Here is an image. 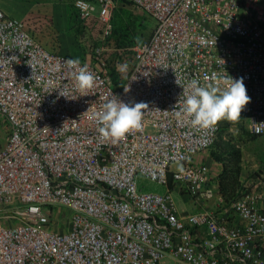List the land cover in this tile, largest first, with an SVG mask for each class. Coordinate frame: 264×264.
I'll return each instance as SVG.
<instances>
[{"label": "built area", "instance_id": "obj_1", "mask_svg": "<svg viewBox=\"0 0 264 264\" xmlns=\"http://www.w3.org/2000/svg\"><path fill=\"white\" fill-rule=\"evenodd\" d=\"M127 1L156 26L117 87L93 63L126 50L108 43L113 0L74 2L101 25L93 62L49 51L0 9V219L20 218L0 224V264H264V174L227 203L198 159L226 117L264 135V0Z\"/></svg>", "mask_w": 264, "mask_h": 264}, {"label": "rangeland", "instance_id": "obj_2", "mask_svg": "<svg viewBox=\"0 0 264 264\" xmlns=\"http://www.w3.org/2000/svg\"><path fill=\"white\" fill-rule=\"evenodd\" d=\"M114 1L113 16L117 15L123 25L134 23L135 30H140L142 17H147L144 12L134 6H121L117 0ZM75 0H0V9L7 12L11 17L22 20L26 23L28 30L46 49L49 51L72 57L77 60L93 62L94 48L99 45L101 25L96 20L90 21L89 25H83L78 17L74 7ZM99 10L94 14L98 15ZM6 14V13H5ZM87 27V29H86ZM154 22L149 19L148 32H151ZM149 38V37H148ZM148 38H144L148 40ZM116 48V46H114ZM117 56L116 52H105L102 61L93 63L99 68L104 67L111 70L110 62ZM121 76H125L131 67L130 60L122 64ZM231 117L221 120V139L229 141L237 138L243 145L240 149L241 154V174L243 179L249 174H264V135L257 140H251L247 134L240 130H230V124H233ZM7 131L0 129V144L5 142ZM215 145V144H214ZM211 147L209 151L201 154L198 159L203 160L210 166L215 173L222 171L223 165L214 161V154H218L217 146ZM216 162V164H214ZM220 171V173H221ZM213 172V173H214ZM218 178V176H217ZM139 184L147 186L148 190L163 193L165 188L157 183L139 177ZM172 196L180 212H189L193 209V204L189 203L188 196H182L178 191L173 190ZM69 210L63 206H57L53 221L57 230H65L69 220ZM9 222V223H8ZM17 225L20 223L19 217L9 219H0V224Z\"/></svg>", "mask_w": 264, "mask_h": 264}, {"label": "trees", "instance_id": "obj_3", "mask_svg": "<svg viewBox=\"0 0 264 264\" xmlns=\"http://www.w3.org/2000/svg\"><path fill=\"white\" fill-rule=\"evenodd\" d=\"M121 6H133L127 0H117ZM140 10V9H138ZM142 11V10H141ZM77 12V11H76ZM144 12V11H142ZM147 17H142L143 21L140 23V30L137 31L134 28V23L129 25H123L119 17L115 14L112 17L113 31L112 35L108 39L110 45L116 46V48L126 49L122 55L117 54L113 61L110 62L111 65V76L113 84L117 87L126 77L121 76L120 71L116 70V61L121 59L122 64L127 60H130L132 66V56L133 51L131 50L136 45H139L144 41V38H150L156 23L155 20L146 12H144ZM77 17L79 19L78 13ZM152 19L154 22V27L151 32H148V22ZM80 21V19H79ZM81 22V21H80ZM82 23V22H81ZM148 38V39H149ZM131 68V67H130ZM219 122V119H218ZM221 122V120H220ZM221 129L218 133V139L215 145L218 149V154H214V161L221 163L223 169L218 175L219 190L222 195L226 198V202L229 203L240 195L241 185H240V174H241V154L240 149L234 144L228 141H222L221 139ZM251 140H257L260 136H255L247 133ZM214 145V146H215ZM213 147V146H212Z\"/></svg>", "mask_w": 264, "mask_h": 264}, {"label": "crops", "instance_id": "obj_4", "mask_svg": "<svg viewBox=\"0 0 264 264\" xmlns=\"http://www.w3.org/2000/svg\"><path fill=\"white\" fill-rule=\"evenodd\" d=\"M6 15L10 16L7 12H5ZM214 164H216V162H214ZM210 168V166H209ZM221 171V170H220ZM220 171H218L217 173H215L213 170L210 169V174L212 175V177H216L220 174ZM214 172V173H213ZM218 179V178H217ZM241 179V178H240Z\"/></svg>", "mask_w": 264, "mask_h": 264}]
</instances>
